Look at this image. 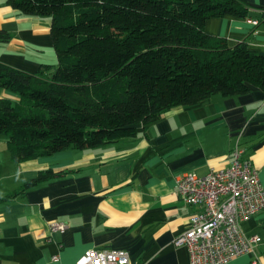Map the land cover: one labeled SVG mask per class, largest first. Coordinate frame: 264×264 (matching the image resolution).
<instances>
[{
  "label": "crops",
  "instance_id": "0c3cea01",
  "mask_svg": "<svg viewBox=\"0 0 264 264\" xmlns=\"http://www.w3.org/2000/svg\"><path fill=\"white\" fill-rule=\"evenodd\" d=\"M247 1L250 17H212L205 30L233 45L256 29L249 47L264 54V25L252 23L263 16L264 0ZM51 23L50 16L23 14L0 0V29L12 35L0 43V61L33 73L56 64ZM2 98L16 102L19 95L0 87ZM237 146L264 185V88L168 110L116 142L19 163L0 134V264H77L93 248L126 249L132 264H191L188 248L174 240L203 208L181 198L178 180L229 167ZM49 168L65 173L24 188ZM56 221L66 228L53 231ZM241 227L259 243L255 253L228 264H264V210Z\"/></svg>",
  "mask_w": 264,
  "mask_h": 264
},
{
  "label": "trees",
  "instance_id": "16d2710c",
  "mask_svg": "<svg viewBox=\"0 0 264 264\" xmlns=\"http://www.w3.org/2000/svg\"><path fill=\"white\" fill-rule=\"evenodd\" d=\"M50 16L57 63L35 73L0 61V134L16 162L88 149L137 133L168 110L264 88V54L250 36L209 34L212 17L247 18V0H7ZM255 28L264 25L260 17ZM12 35L0 29V43ZM39 171L24 188L64 175Z\"/></svg>",
  "mask_w": 264,
  "mask_h": 264
},
{
  "label": "built area",
  "instance_id": "2783aa9c",
  "mask_svg": "<svg viewBox=\"0 0 264 264\" xmlns=\"http://www.w3.org/2000/svg\"><path fill=\"white\" fill-rule=\"evenodd\" d=\"M256 25L258 20H252ZM237 146L229 167L213 169L205 175L187 172L178 180V192L189 204L202 210L193 214L189 228L174 240L186 246L191 264H228L234 258L255 253L259 236H247L243 220L264 210V185L259 170L244 157ZM52 230H64L66 224L53 222ZM55 256L54 259H57ZM77 264H132L126 249L93 248Z\"/></svg>",
  "mask_w": 264,
  "mask_h": 264
},
{
  "label": "rangeland",
  "instance_id": "374dc122",
  "mask_svg": "<svg viewBox=\"0 0 264 264\" xmlns=\"http://www.w3.org/2000/svg\"><path fill=\"white\" fill-rule=\"evenodd\" d=\"M2 135H6V134L3 133Z\"/></svg>",
  "mask_w": 264,
  "mask_h": 264
}]
</instances>
